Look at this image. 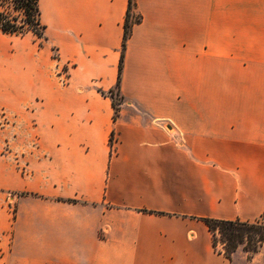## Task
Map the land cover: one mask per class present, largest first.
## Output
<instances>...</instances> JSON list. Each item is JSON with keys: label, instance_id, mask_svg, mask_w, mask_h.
<instances>
[{"label": "crops", "instance_id": "obj_1", "mask_svg": "<svg viewBox=\"0 0 264 264\" xmlns=\"http://www.w3.org/2000/svg\"><path fill=\"white\" fill-rule=\"evenodd\" d=\"M133 1L115 121L128 0H38L42 46L0 33V264H264L202 221L264 211V77L223 68L231 1Z\"/></svg>", "mask_w": 264, "mask_h": 264}, {"label": "trees", "instance_id": "obj_2", "mask_svg": "<svg viewBox=\"0 0 264 264\" xmlns=\"http://www.w3.org/2000/svg\"><path fill=\"white\" fill-rule=\"evenodd\" d=\"M133 8L134 1L128 0L126 14L122 23L121 52L115 87L108 91L98 90L102 96L108 97L111 101L113 121L118 117L119 105L123 102V97L119 91L123 51L133 24L139 20L138 17L136 18L130 14ZM17 15H21V17L18 18ZM44 30L45 26L40 21L38 0H0V33L21 36L30 32L37 40L38 45L42 46L43 42L46 41ZM114 96H118L119 99L115 101ZM109 144L112 145L111 139H109ZM17 195L25 196L27 194L18 193ZM63 201L68 203L78 202L71 199ZM263 219L264 211L261 217L254 222L226 221L211 218H204L202 221L210 234L213 250L230 260L231 254L238 248H241L247 254V258L252 257L259 250L264 242V223L260 221Z\"/></svg>", "mask_w": 264, "mask_h": 264}, {"label": "rangeland", "instance_id": "obj_3", "mask_svg": "<svg viewBox=\"0 0 264 264\" xmlns=\"http://www.w3.org/2000/svg\"><path fill=\"white\" fill-rule=\"evenodd\" d=\"M230 1L231 13L223 12V68L231 67L232 70L235 68L238 78L264 77V0ZM17 16L21 17V15ZM64 71L65 69L62 68L55 73L61 76ZM118 99V96H114L115 101ZM8 126L9 122L6 121L4 113L0 112V156L2 158L10 154V144L4 130ZM28 141L29 149H32L36 144L35 136L29 137ZM15 159L21 161V155L15 156ZM17 168L25 170L22 161L19 166L17 162ZM4 193L5 196H11L7 192ZM7 209L11 217H14L13 202L8 203Z\"/></svg>", "mask_w": 264, "mask_h": 264}, {"label": "built area", "instance_id": "obj_4", "mask_svg": "<svg viewBox=\"0 0 264 264\" xmlns=\"http://www.w3.org/2000/svg\"><path fill=\"white\" fill-rule=\"evenodd\" d=\"M110 139H111V142H112L113 141V137L111 136ZM260 221H262L264 223V219L263 220H260Z\"/></svg>", "mask_w": 264, "mask_h": 264}]
</instances>
